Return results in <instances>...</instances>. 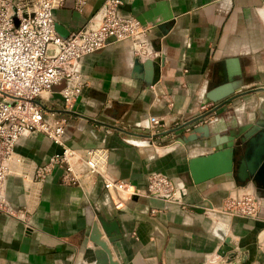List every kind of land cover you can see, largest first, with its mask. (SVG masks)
Returning a JSON list of instances; mask_svg holds the SVG:
<instances>
[{
	"label": "crops",
	"instance_id": "obj_1",
	"mask_svg": "<svg viewBox=\"0 0 264 264\" xmlns=\"http://www.w3.org/2000/svg\"><path fill=\"white\" fill-rule=\"evenodd\" d=\"M102 2L87 0L79 12L73 0H65L53 10L58 34L67 37L80 30ZM121 2L120 13L135 19L148 10L158 11L156 21L170 13L171 29L163 35L144 20L140 40L148 41L145 53L138 52L132 41L123 40L82 57L77 70L86 76L87 84L73 113L61 112L66 109L60 85L52 87L48 99L37 102L68 119L65 140L69 146L105 149L107 173L136 186L139 194L115 207L114 197L104 191L99 177L80 186L65 184L62 170L55 168L37 184L31 167L23 165L26 178L10 175L6 180V198L13 212L0 211V264H93L84 260V252L93 248L89 235L99 217L115 222L119 229V239L109 244L119 264H208L217 257L222 234L234 245L230 264H264V190L232 186L220 176L185 188L180 200L145 193L150 173L185 183L188 159L211 151L210 146H200V140L179 144L178 135L204 123L212 134H226L244 130L258 119L264 121L263 91L228 100L264 87V0ZM151 42L160 50L154 51ZM137 57L141 72L133 70ZM158 57L162 58L160 77L149 86L138 78L146 70L141 63ZM233 61L239 74L225 83L235 67ZM219 104L213 114L167 133ZM153 119L158 124H152ZM59 150L37 131L19 138L14 149L26 163L35 165ZM246 193L259 201L257 218L223 211L229 197Z\"/></svg>",
	"mask_w": 264,
	"mask_h": 264
},
{
	"label": "built area",
	"instance_id": "obj_2",
	"mask_svg": "<svg viewBox=\"0 0 264 264\" xmlns=\"http://www.w3.org/2000/svg\"><path fill=\"white\" fill-rule=\"evenodd\" d=\"M64 1L0 0V211L8 214L13 209L6 198V180L10 175L26 178L23 165L31 167V178L37 184L44 182L55 168L62 170L65 184L80 186L99 177L104 191L114 197L115 207L139 194L136 186L107 173L105 149L69 146L65 140L68 119L47 110L37 99H48L52 87L60 85L63 106L72 111L87 84L86 76L77 70L78 61L114 41L130 40L138 52L145 53L148 41L140 40L144 28L134 17L120 13L121 0H103L85 26L62 37L55 29L53 10ZM73 1L75 9L82 12L87 0ZM151 122L158 124L157 119ZM35 131L44 133L60 147L40 165L26 163L14 151L19 138ZM145 193L174 200L171 198L178 196L179 189L165 174L152 172L147 176ZM223 211L255 219L259 201L252 193L234 195L228 198Z\"/></svg>",
	"mask_w": 264,
	"mask_h": 264
},
{
	"label": "water",
	"instance_id": "obj_3",
	"mask_svg": "<svg viewBox=\"0 0 264 264\" xmlns=\"http://www.w3.org/2000/svg\"><path fill=\"white\" fill-rule=\"evenodd\" d=\"M158 12V11H157ZM155 10H148L146 13L138 16L136 19L143 26L144 20L151 22L163 35L170 29L173 21V15L164 13L160 19L156 21L158 16ZM17 24V20H16ZM113 41V39H111ZM154 51H159L160 47L151 42ZM138 57L134 59V72H141L142 66L138 64ZM162 58L155 59L146 58L143 63L145 67L144 75L138 78L143 80L147 85H154L160 77V67ZM233 72H229L225 77L224 82H233L234 75H238V66L236 61ZM264 92V87H254L247 91L233 95L228 100L235 99L241 95L252 92ZM59 97V95H58ZM61 98V97H60ZM221 104L214 106L210 110L194 117L185 124L167 131V133L175 132L187 125H193L196 121L204 119L209 114H213ZM64 113H73V111L62 110ZM91 121L89 117H85ZM132 135H138L123 130ZM200 140V146H210L211 151L195 155L188 159V172L186 173V181L182 184H177L179 194L171 199L180 200L184 195V190L187 187L196 186L206 181L215 179L220 176L231 178L234 185L237 187L247 186L251 182L257 191L264 190V122L256 121L247 126L244 130L229 131L226 134H212L207 123L195 125L187 134H180L175 138V141L182 145H187ZM136 196V195H134ZM132 196V197H134ZM164 196L163 198H167ZM212 208V205H208ZM200 210L204 209L203 205H197ZM119 229L115 222H106L102 218H98L93 224L89 238L93 243V248H87L84 252V260L87 263L93 264H119L113 260V256L109 244L114 243L119 239ZM105 235L107 240L102 239ZM221 235L222 245L217 249L216 254L225 257L221 264H230L233 261L235 253L233 252L234 245L229 236Z\"/></svg>",
	"mask_w": 264,
	"mask_h": 264
},
{
	"label": "bare ground",
	"instance_id": "obj_4",
	"mask_svg": "<svg viewBox=\"0 0 264 264\" xmlns=\"http://www.w3.org/2000/svg\"><path fill=\"white\" fill-rule=\"evenodd\" d=\"M45 94V93H44ZM256 121H260V122H264L263 121V119H258V120H256ZM217 178H219V177H217ZM224 178H226L229 182H230V178H228V177H225L224 176ZM231 184H232V182H230ZM200 185V184H199ZM245 187H247V188H244V189H253V187H254V185L251 183V182H249V184L247 185V186H245ZM256 192H257V190H256ZM237 195V194H236ZM225 235V234H224ZM225 236H228V235H225ZM224 236V237H225ZM103 238V237H102ZM105 240V239H104ZM109 247H110V245H109ZM111 250V249H110ZM112 253V252H111ZM113 256V255H112ZM218 258H220V259H218ZM224 258L225 257H222V256H218L217 255V257H214L213 259H211L210 261H209V263L208 264H220L221 263V261H223L224 260ZM113 260H114V258H113ZM115 261V260H114ZM118 263V262H117ZM223 263V262H222Z\"/></svg>",
	"mask_w": 264,
	"mask_h": 264
},
{
	"label": "rangeland",
	"instance_id": "obj_5",
	"mask_svg": "<svg viewBox=\"0 0 264 264\" xmlns=\"http://www.w3.org/2000/svg\"><path fill=\"white\" fill-rule=\"evenodd\" d=\"M230 179H231V178H230ZM230 182H232V183H233V185H232V186H234V182H233V180H232V179L230 180ZM230 182H229V183H230ZM230 184H231V183H230ZM248 184H249V183H248ZM244 187H245V186H244ZM244 187H240V188H244ZM231 188H232V187H231ZM222 262H224V260H223V261H221V263H222Z\"/></svg>",
	"mask_w": 264,
	"mask_h": 264
}]
</instances>
